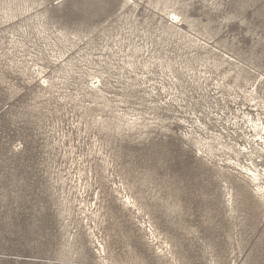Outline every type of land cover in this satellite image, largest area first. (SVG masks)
I'll return each instance as SVG.
<instances>
[{"label":"rangeland","instance_id":"obj_1","mask_svg":"<svg viewBox=\"0 0 264 264\" xmlns=\"http://www.w3.org/2000/svg\"><path fill=\"white\" fill-rule=\"evenodd\" d=\"M6 2L0 264H264V0Z\"/></svg>","mask_w":264,"mask_h":264},{"label":"bare ground","instance_id":"obj_2","mask_svg":"<svg viewBox=\"0 0 264 264\" xmlns=\"http://www.w3.org/2000/svg\"><path fill=\"white\" fill-rule=\"evenodd\" d=\"M20 0H7L6 2V6H4L2 9L3 10H8V15L7 17H10L12 12L15 11L16 7H18V3H19ZM1 10V9H0ZM168 15L171 17V22L173 25H171V27L168 29V30H173L174 32H176L177 34H180L181 36L180 37H186L188 36V34L186 32H183L182 29L179 27L182 25L181 23V18H179V15L176 14L175 12H168ZM175 15L177 17L176 20H173L172 19V16ZM13 17V16H12ZM39 24L43 27L44 24H46V21L45 20H39ZM62 33V32H61ZM63 36H65V34L63 33ZM65 38V37H64ZM61 39V38H60ZM189 42H193L194 44L196 43V39H191V38H188ZM61 41V40H60ZM134 47V46H133ZM139 48V47H138ZM144 49V48H143ZM138 50V52L141 50V49H136ZM131 52V51H130ZM135 52V51H133ZM144 53V52H143ZM133 54V53H132ZM148 60V59H147ZM155 61V60H154ZM127 63V62H126ZM167 63V62H166ZM205 64V63H204ZM166 65V64H165ZM215 65H219L218 63L215 64ZM127 66L133 68V64L132 63H129ZM164 66V65H163ZM203 66V65H202ZM68 67H69V63L66 64V66L64 67V71L65 72H68ZM136 67V66H135ZM171 67V66H170ZM169 67V68H170ZM134 70V69H133ZM201 70V69H199ZM150 71V70H149ZM170 71H172V67L170 68ZM39 72V70H38ZM208 72V71H207ZM200 74V73H199ZM205 76V75H204ZM94 79L91 81V84L90 85H87V89H89L90 91H92L93 93V96L96 97L97 99H100L101 102H103V105L106 106V100L104 95H103V90H102V87H101V82L99 80V77H93ZM145 78V77H144ZM205 78V77H204ZM147 79L148 76H147ZM144 81V80H143ZM148 81V80H147ZM43 85L47 86V87H54L53 84L49 83V81L47 80V78L44 76L43 77ZM154 88V86H153ZM89 91V92H90ZM252 96V95H251ZM252 98V97H251ZM248 114V113H247ZM249 115V114H248ZM128 116V114H127ZM102 120V119H101ZM119 121H122L123 120V126H125L127 129H133L138 123H137V120H138V117H132V118H129V117H126L125 114H123L121 117L118 118ZM104 120L101 121V123H103ZM249 124H250V130H253L255 132V134L253 136H259V140H260V145L256 142V145L259 146V148L264 152V122L263 121H260V119L256 120L254 118H250L248 120ZM119 127H121V125H118ZM261 131H263V134L261 135ZM218 144H220L218 142ZM223 145V144H221ZM224 146V145H223ZM211 148V147H210ZM212 149V148H211ZM211 149H210V152H211ZM246 152H247V149H246ZM253 151L251 150V153ZM253 167L254 168H249V167H245L243 166V168L245 169V172H246V176L248 178V180L253 183L257 189L264 193V186H263V183L260 182L261 178H262V172L261 170H259L253 163H252ZM126 201L128 202V204H130L131 206H134L135 205V202L134 200H131V197L129 195L126 196ZM229 200H230V197H229ZM84 212V211H82ZM87 215L84 216V218H86ZM150 231L152 232L153 230L150 229ZM103 248V247H102ZM104 250V248H103Z\"/></svg>","mask_w":264,"mask_h":264},{"label":"snow or ice","instance_id":"obj_3","mask_svg":"<svg viewBox=\"0 0 264 264\" xmlns=\"http://www.w3.org/2000/svg\"><path fill=\"white\" fill-rule=\"evenodd\" d=\"M131 3V0H129V4ZM173 20H176L177 17L175 15L172 16ZM261 82H264V76L261 77Z\"/></svg>","mask_w":264,"mask_h":264}]
</instances>
